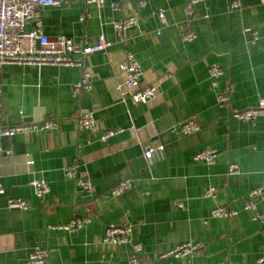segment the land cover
<instances>
[{
	"label": "crops",
	"instance_id": "1",
	"mask_svg": "<svg viewBox=\"0 0 264 264\" xmlns=\"http://www.w3.org/2000/svg\"><path fill=\"white\" fill-rule=\"evenodd\" d=\"M186 1L61 0L43 7L40 29L49 37L93 43L104 34L113 43L86 57L92 85L79 97L73 95L78 66H0V127L59 121L55 130L0 138V264H30L36 247L50 249L48 264H130V244L104 241L111 223L132 225L141 264H254L264 257V226L244 208L248 193L264 188V116L246 122L231 114L264 98V0H241L233 11L228 0H204L195 6L197 37L190 42L181 36ZM131 16L137 24L117 31L114 22ZM126 50L140 62L143 83L158 85L148 103H134L116 88ZM213 64L225 69L217 88L209 75ZM219 91L229 93L228 104L217 102ZM85 111L94 112L100 131L80 127ZM190 118L201 128L184 134L179 124ZM118 127L125 130L99 139L101 130ZM155 145L163 149L148 159L145 149ZM205 148L219 151L213 164L194 159ZM230 163L237 173L229 175ZM70 166L92 181L91 192L66 175ZM38 179L49 184L44 197L35 193ZM122 179L132 186L110 194ZM210 186L218 189L215 197L204 196ZM13 199L29 207L11 208ZM220 205L237 213L213 217ZM257 209L264 214V199ZM75 217L91 221L77 231L58 228ZM185 243L202 247L185 257L167 255Z\"/></svg>",
	"mask_w": 264,
	"mask_h": 264
},
{
	"label": "built area",
	"instance_id": "2",
	"mask_svg": "<svg viewBox=\"0 0 264 264\" xmlns=\"http://www.w3.org/2000/svg\"><path fill=\"white\" fill-rule=\"evenodd\" d=\"M103 1V0H100ZM204 0H187L185 3V20L182 25V39L190 42L196 39L197 34L193 29L192 21L195 6ZM231 11L241 8V0H228ZM61 0H0V66L10 64H27L33 66L42 65H75L82 69V74L74 86L73 95L79 97L83 92L91 88L92 71L87 67L85 59L87 56L107 51L112 42L106 38L104 34L99 35L98 40L93 43L87 41H75L71 37L58 35L49 37L40 29L41 18L40 12L43 7L59 5ZM143 3V1L141 2ZM114 9H121L118 2H114ZM161 20L165 18V12L162 9L158 11ZM34 21V28L27 29L26 24ZM137 17L131 16L114 22V27L120 33L137 24ZM160 33V31H158ZM254 40L257 39V32L254 31ZM120 70L123 79L117 84V90L121 95L129 94L134 103H148L157 97L159 89L156 84H145L142 81L143 70L140 62L130 51L124 52L123 59L120 63ZM225 74V69L219 64H213L209 68L211 84L217 88L218 81ZM230 95L227 91H219L217 93V102L220 105L228 104ZM231 114L246 122H251L259 116H264V98L252 107L243 109H233ZM80 127L89 131H100L98 123L93 111L82 112L79 116ZM59 121L54 118H46L40 122H27L15 126H1L0 138L11 137L20 132H33L38 130L51 131L57 129ZM201 128L200 124L193 118L182 121L179 129L184 134H191ZM122 127L101 130L99 139L102 142L123 132ZM162 145L148 146L145 149V156L152 159L157 150H162ZM10 152V150H8ZM219 155L217 149L205 148L197 152L194 156L195 160L203 161L207 164H213ZM239 171L238 165L230 163L229 175ZM65 173L68 177L75 179L77 187L81 190L91 192L93 183L90 179L83 178L78 175L75 166L66 167ZM35 193L38 197H44L50 192L49 184L38 179L32 182ZM132 186L130 179H122L110 189V194L119 195ZM4 192V188L0 185V194ZM218 189L214 186L207 187L204 191L205 197H215ZM264 199V188L257 187L252 189L244 201V208L251 213V217L259 221L264 226V214L257 209V200ZM9 207L27 209L29 203L24 199H13L9 201ZM234 209L220 205L215 207L211 214L213 217H229L236 214ZM89 217H75L69 223L60 225L58 228L68 231H77L85 224L90 222ZM132 225L130 223L106 225L104 233V241L118 246L130 244L132 254L129 257L130 264H141L140 252L142 245L133 243L131 240ZM202 243H185L178 245L170 250L167 255L176 257H185L195 251H199ZM50 249L48 247H36L31 252L28 262L30 264H48ZM217 264H230L228 262H219ZM254 264H264V257H261Z\"/></svg>",
	"mask_w": 264,
	"mask_h": 264
}]
</instances>
